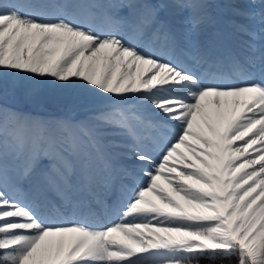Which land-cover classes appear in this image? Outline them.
<instances>
[{
	"label": "snow or ice",
	"instance_id": "1",
	"mask_svg": "<svg viewBox=\"0 0 264 264\" xmlns=\"http://www.w3.org/2000/svg\"><path fill=\"white\" fill-rule=\"evenodd\" d=\"M225 6L239 51L213 59L210 49L225 37L209 0L0 2V82L18 72L62 85L78 78L106 94H133L160 117L153 122L120 101L78 122L0 109V264H193L233 256L237 264H264V0ZM96 8L105 21L99 29L83 19ZM174 20L191 52L180 47ZM146 41H163L164 50ZM107 128L125 139H107ZM148 139H163L157 157ZM120 157L138 163L129 168ZM97 173L132 182L117 222H53L41 214L46 193L73 205Z\"/></svg>",
	"mask_w": 264,
	"mask_h": 264
},
{
	"label": "bare ground",
	"instance_id": "2",
	"mask_svg": "<svg viewBox=\"0 0 264 264\" xmlns=\"http://www.w3.org/2000/svg\"><path fill=\"white\" fill-rule=\"evenodd\" d=\"M2 2V0H0ZM20 3H29V4H43V5H63L65 3H70L73 5L77 4H96V5H104L109 2V0H18ZM149 2L155 3L156 0H149ZM210 4H212V12L220 21L218 27L223 31V35L229 36L228 29L225 27V22L231 17V13L228 8L225 6L228 3V0H209ZM240 7H245L249 0H240ZM239 2V3H240ZM50 13L56 12L55 8H46ZM96 15L94 16H85V19L89 23V18H92V26L99 29L105 27V21L103 16L101 15L102 9H92ZM254 26L255 22H254ZM180 24L173 21V32L176 36L180 47L184 48L185 51L191 52L190 47L184 43L180 34L177 31L180 28ZM233 41L231 43H226V48H223V53L221 50V45L224 46L223 42L217 44V46L210 49V56L213 59H225L230 52H238L239 51V39L231 36ZM147 42L146 47L156 48V50H164L163 41ZM259 43V42H257ZM179 54V53H177ZM185 62L189 65H192V61L187 57H182ZM198 72H202V69H197ZM258 75V74H257ZM24 77H30V74L18 72L16 76H9L7 84L5 85L3 82H0V93L4 96H0V101L5 105L12 107L13 105L16 109L21 108V104L25 107L27 103H35L39 106L37 112H39L42 116L49 118L52 116V113L47 112L48 110L45 106H42V103L45 101H53L57 100L58 103L63 102L66 113H58V117L71 119V116L75 115L76 119L74 122L84 121V118L87 115L93 114L95 111L93 109L97 108L101 105V101H104V106L109 108L113 105L114 102L120 101V106L123 108H131L137 111L140 115L145 118L156 122L160 119L156 113L158 110H153L151 105L145 101L137 99L133 94H127L126 98H122L116 96L114 94H106L102 91L95 89L90 86H82L85 82L79 80L78 78L74 80L73 83L68 85H62L60 82L55 81L51 77H32L24 79ZM34 81H38V83H34ZM233 82H236L234 79ZM37 89V92L34 96H24L23 92H29V90ZM30 94V93H29ZM32 95V93H31ZM84 98H87L84 101ZM90 99V100H89ZM84 102H83V101ZM30 103V104H31ZM29 105V104H28ZM32 109V108H31ZM13 110V109H12ZM15 112L19 113L20 111L15 110ZM24 114V113H23ZM77 121V122H78ZM174 123V122H170ZM105 132L109 135H118V130L115 129H105ZM165 136L170 135L169 132L165 131ZM125 138L120 135V137L116 141H122ZM164 142L163 139L153 140L148 139L145 141L146 145L153 151L154 157L158 156L159 147L158 144ZM253 149L259 148V143L252 146ZM181 151H186L181 149ZM251 151V150H250ZM253 157L256 156L255 151H251ZM19 163V162H17ZM119 163L121 165L127 166L131 168L133 165L138 162L127 159L125 157L119 158ZM171 163V161L169 162ZM177 168L182 167V165H175ZM254 167H258L255 165ZM11 172L9 173V175ZM166 175L175 177V173H165ZM179 177H175L174 182H179ZM127 178H123L120 174L115 173L111 176H108L103 173L93 174L88 182L84 185L81 199L78 203H74L73 205H62L57 201L56 197L52 193H46L49 204H46L40 208L41 214L44 212L46 214L52 215L55 213L56 216L48 217L53 222H59L61 220H69V221H87L93 226H106L111 223L117 222L119 219V209L121 205L127 201L128 192L131 189L132 182ZM158 183L167 187L163 180L158 181ZM21 198H23V194H21ZM45 215V214H44ZM46 216V215H45Z\"/></svg>",
	"mask_w": 264,
	"mask_h": 264
},
{
	"label": "rangeland",
	"instance_id": "3",
	"mask_svg": "<svg viewBox=\"0 0 264 264\" xmlns=\"http://www.w3.org/2000/svg\"><path fill=\"white\" fill-rule=\"evenodd\" d=\"M220 1V0H219ZM68 2H69V0H68ZM240 2V0H238V3ZM241 4V2L239 3V5ZM98 8H96V10H97ZM45 11H47V12H50V11H48L47 9H45ZM89 20V23L91 24V25H93L94 23H92V18L90 19H88ZM224 37H225V39L223 40V44H224V46L223 45H221L220 47H221V50H222V52L221 53H223V48H225L226 50H227V48L225 47L226 46V43H231L232 41H233V39L231 38V36L229 37V36H225L224 35ZM153 45H155V43L153 42ZM156 49V48H155ZM30 93V94H29ZM31 93H32V95H31ZM36 93H38L37 92V89H34V90H29V92H23V95L24 96H34ZM0 96H4L3 94H1L0 93ZM87 100V98H84V101H86ZM90 100V99H89ZM83 101V100H82ZM83 101V102H84ZM31 103V102H30ZM27 103V105L24 107L23 106V104H21L20 106H21V108H19V109H16V107L13 105L12 107H10V106H7V105H5L3 102H1L0 101V109H4V108H6V109H9V110H11V111H13V112H15V110H17V111H20L19 113H24V114H26V115H28V116H32V117H39V118H42V119H45V120H52V119H59V115H58V113H66L65 111H66V109H65V107L66 106H64V104H63V102H60V103H58L57 102V100H51V101H43L42 103H44V104H42V106H45V108L48 110L47 112H49V113H54V114H52V116L51 117H49V118H46V117H44V116H42L39 112H37V111H39L38 109V107L39 106H37V104H35V103ZM101 105H99L97 108H95V109H93L95 112L93 113V114H90V115H87V117H85L84 118V121H87L90 117H92V116H94L95 114H97V113H99V112H101V111H103V110H105V109H107V107H105L104 106V104H105V102L104 101H101ZM29 104V105H28ZM32 108V109H31ZM13 109V110H12ZM0 118H2V117H0ZM75 118V115H74V117H73V115L71 116V119H73V121H75L76 119H74ZM60 119H63V118H61L60 117ZM67 119V118H66ZM78 121V120H77ZM76 121V122H77ZM109 129H112V128H109ZM120 137V135L118 134V135H109L108 134V136L106 137L107 139H112V140H117L118 138ZM12 175V173L10 174V176ZM131 183V182H130ZM43 215L45 214L46 216H48V217H53L54 218V216H56L55 215V213L54 214H52V215H49V214H46V213H42ZM202 258H206V257H202ZM200 260H201V258H199L198 260H195V261H193V264H199L200 263ZM217 264H237V258L235 257V256H233V257H231V258H229V259H227V260H225V259H220L219 260V263H217Z\"/></svg>",
	"mask_w": 264,
	"mask_h": 264
},
{
	"label": "trees",
	"instance_id": "4",
	"mask_svg": "<svg viewBox=\"0 0 264 264\" xmlns=\"http://www.w3.org/2000/svg\"><path fill=\"white\" fill-rule=\"evenodd\" d=\"M220 259H208V258H201L199 264H217L219 263Z\"/></svg>",
	"mask_w": 264,
	"mask_h": 264
}]
</instances>
